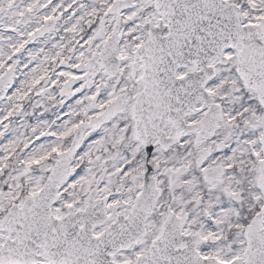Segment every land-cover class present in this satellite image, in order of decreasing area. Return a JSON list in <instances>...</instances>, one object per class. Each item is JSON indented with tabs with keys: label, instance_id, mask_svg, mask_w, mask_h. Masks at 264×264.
I'll use <instances>...</instances> for the list:
<instances>
[{
	"label": "snow or ice",
	"instance_id": "snow-or-ice-1",
	"mask_svg": "<svg viewBox=\"0 0 264 264\" xmlns=\"http://www.w3.org/2000/svg\"><path fill=\"white\" fill-rule=\"evenodd\" d=\"M0 264H264V0H0Z\"/></svg>",
	"mask_w": 264,
	"mask_h": 264
}]
</instances>
